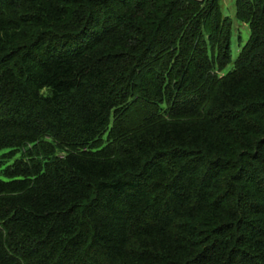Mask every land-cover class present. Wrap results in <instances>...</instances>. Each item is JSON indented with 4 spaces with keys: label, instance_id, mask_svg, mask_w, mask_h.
Wrapping results in <instances>:
<instances>
[{
    "label": "trees",
    "instance_id": "16d2710c",
    "mask_svg": "<svg viewBox=\"0 0 264 264\" xmlns=\"http://www.w3.org/2000/svg\"><path fill=\"white\" fill-rule=\"evenodd\" d=\"M235 18L232 60L219 0H0V264H264V0Z\"/></svg>",
    "mask_w": 264,
    "mask_h": 264
},
{
    "label": "rangeland",
    "instance_id": "374dc122",
    "mask_svg": "<svg viewBox=\"0 0 264 264\" xmlns=\"http://www.w3.org/2000/svg\"><path fill=\"white\" fill-rule=\"evenodd\" d=\"M220 9L223 15H227L232 18V33L230 39L231 59L234 60L238 54V51L248 38L249 30L245 23L238 21L235 18V0H219ZM233 63L227 65L222 71L226 73L232 68Z\"/></svg>",
    "mask_w": 264,
    "mask_h": 264
}]
</instances>
